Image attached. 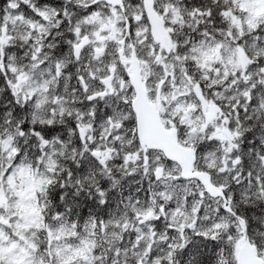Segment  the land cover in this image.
Returning <instances> with one entry per match:
<instances>
[{
    "label": "snow or ice",
    "instance_id": "obj_1",
    "mask_svg": "<svg viewBox=\"0 0 264 264\" xmlns=\"http://www.w3.org/2000/svg\"><path fill=\"white\" fill-rule=\"evenodd\" d=\"M0 264H264V0H0Z\"/></svg>",
    "mask_w": 264,
    "mask_h": 264
}]
</instances>
